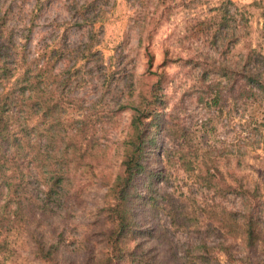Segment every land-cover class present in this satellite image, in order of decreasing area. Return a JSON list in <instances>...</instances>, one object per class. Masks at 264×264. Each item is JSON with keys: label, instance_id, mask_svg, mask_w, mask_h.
Listing matches in <instances>:
<instances>
[{"label": "rangeland", "instance_id": "rangeland-1", "mask_svg": "<svg viewBox=\"0 0 264 264\" xmlns=\"http://www.w3.org/2000/svg\"><path fill=\"white\" fill-rule=\"evenodd\" d=\"M0 5L30 60L50 65L58 76L53 78L57 93L74 99L69 111L89 112L96 120L107 149L100 157L106 171L119 165L116 147L131 119L127 97L136 101L164 73L167 112L176 114L170 123L184 126L186 135L179 138L176 128H163L162 146L150 164L167 168L161 192L165 200L181 203L187 218L175 224L168 210L161 211L165 236L157 251L173 249L174 264H264V245L248 249L239 234V196H222L201 178L264 177V92L248 98L226 92L217 104L207 94L200 98L203 69H213L215 59L234 64L249 49L264 52V0H0ZM218 81L224 89L234 84L223 77ZM40 92L49 93L45 84ZM183 140L192 163L167 164L158 153ZM86 176L73 177L65 190L67 203L58 208L66 218L58 224L66 230L69 250L105 203V179ZM261 203L264 209V197ZM152 219L140 215L144 225L152 226ZM229 220L230 230L224 226ZM32 245L22 229L16 231L0 264H46L34 257ZM59 259L77 264L79 257L66 253Z\"/></svg>", "mask_w": 264, "mask_h": 264}, {"label": "trees", "instance_id": "trees-1", "mask_svg": "<svg viewBox=\"0 0 264 264\" xmlns=\"http://www.w3.org/2000/svg\"><path fill=\"white\" fill-rule=\"evenodd\" d=\"M38 59L30 60L18 44L0 5V253L22 229L33 244L34 257L46 264H60L59 255L66 253L69 258L79 257L77 264L176 263L173 249L157 251V243L165 236L161 211L168 210L175 224L186 221L187 214L181 203L163 197L167 168L155 169L150 164L152 153L162 144V129L176 128L170 123L176 114L167 112L165 74L148 91H140L136 101H131L134 95L127 97L125 108L131 110V119L116 147L119 165L106 171L100 157L107 149L98 136L96 120L89 112L76 115L69 111L74 99L57 93L60 88L54 79L58 76ZM218 62L215 59L213 69L208 66L202 71L201 99L207 94L217 104L226 92L239 98L264 92L262 49H249L234 64L219 62L217 66ZM218 77L233 79L234 84L224 89ZM43 84L49 93L40 92ZM177 131L179 138L185 137L184 126ZM185 145L183 140L172 149L163 147L158 154L167 164L179 160L186 166L192 162ZM77 173L104 178L107 192L104 205L70 241L74 249L69 250L66 230L58 224L59 218H66L58 208L61 202L67 203L65 190ZM201 178L207 188L222 196H239L236 222L243 244L251 250L264 245V177L233 175L228 181L223 174H206ZM142 213L153 218L152 226L142 224ZM229 224L233 225L230 220L224 225L228 230ZM223 250L230 252L224 245Z\"/></svg>", "mask_w": 264, "mask_h": 264}]
</instances>
